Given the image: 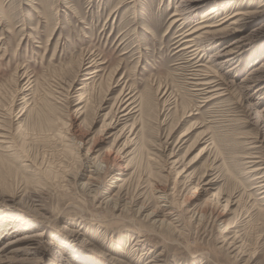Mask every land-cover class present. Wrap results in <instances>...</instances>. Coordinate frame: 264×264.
Segmentation results:
<instances>
[{
    "label": "rangeland",
    "instance_id": "374dc122",
    "mask_svg": "<svg viewBox=\"0 0 264 264\" xmlns=\"http://www.w3.org/2000/svg\"><path fill=\"white\" fill-rule=\"evenodd\" d=\"M263 1L219 0L209 21ZM179 2L0 0V264H264L263 178L248 162L264 158L248 122L264 88L242 85L264 31L247 38L256 54L213 68L226 90L206 101L190 72L210 52L192 62L177 42L202 13L171 23L187 16ZM122 86L143 100L124 122Z\"/></svg>",
    "mask_w": 264,
    "mask_h": 264
},
{
    "label": "bare ground",
    "instance_id": "6f19581e",
    "mask_svg": "<svg viewBox=\"0 0 264 264\" xmlns=\"http://www.w3.org/2000/svg\"><path fill=\"white\" fill-rule=\"evenodd\" d=\"M217 1H219V0H180L179 3L183 4V6H185V9H188V11L186 12L187 16L183 15L181 10H179L180 12H178V10L176 9L177 12H175L173 15H177L180 18H177V19L173 18V21H171V23H174V22H177L178 20H181V24H182L188 18L194 17L196 15V13L200 12V10H201L202 19L195 22L194 26H191L190 28L188 27V29L184 30V32L179 33V35L177 36L178 37L177 42L179 41V43H180V44H178L179 46L181 44H183V46L180 48V50L183 52V54H185V53L187 54L188 52H191V54H193V58L189 57L191 59V61L197 57V55H198L197 53L199 52V50H200V52H204V51L210 52V55H209L210 65H203V64L202 65L201 64L194 65L195 67L192 68L191 72H190L191 79L198 80V82L196 84L200 85L202 87L200 89V91L207 90L205 92H208L210 94L208 96V99H206V101L211 100L212 98H217L219 96H222L224 91L226 90V89L224 90V88L221 86V83L219 81V79H221V78L220 77L218 78L215 75V73H212V72H214L213 68L222 67L224 64H228V63H233V62L237 63V62L241 61L239 59L244 57V54H245V56H247V55L251 56L253 54H256L258 51L255 52L252 50L250 52V50L252 48L248 45L249 41L247 42V38L264 31V21H263L260 23V25H259L260 27L251 29L246 34L238 35V36L232 38L227 43H224L223 45H220L217 48L216 44H218L220 41L224 40L225 37L230 32L236 31V30H241L247 24H250L251 22H253L254 19L257 18L258 15L264 13V8H262L261 10H255V11H244V10L243 11H233V12H230V14L226 13L224 17L220 18L217 21L210 22L209 21L210 18H214V15L217 13L216 7L219 4ZM210 5H212V6L207 7ZM263 5H264V1H263L262 6ZM185 11L186 10H184V12ZM242 41H244L246 43L244 45H242L243 44V43L241 44ZM192 62H191V64H192ZM83 63L84 62H81V65H80L81 67L84 66ZM99 64H100V62L97 60H94V59L89 60L87 62L85 69L87 70L86 74H88V76L85 77V80L90 79V81H92V80L94 81L95 78L98 77L97 72L101 71V69H102V68L99 69V66H100ZM191 66H193V65H191ZM254 67L255 68H252V72L250 71L251 72V73H249L250 75L242 80V82H243L242 85H244L243 87L246 90H248L247 88H251V89L256 88L257 91H255V92L257 93V92L261 91V89L264 88V62L260 61V63H258V65L254 66ZM123 89H124V86L121 87V90H120V92L117 96V100H116V103H120V104L123 102L126 103V105L123 108V110H126V112H124L121 115L122 119L118 118V120L121 119V122L126 121L129 118V116L131 115V112H135V113L139 114L141 112L142 102H143V100L141 101V99L137 98L138 95H136V93L126 97L128 94L131 93V92L130 93L127 92V95L123 96L124 95ZM83 94L84 93L82 92V94L78 97V99H79L78 102L83 101V98H82ZM84 101H86V100H84ZM86 103H87V101L84 102V104L82 106H84ZM116 103H115V105H116ZM248 107L251 108L250 105H248L247 108ZM254 113H255L254 114L255 116L250 117V119L248 118V122H250V124L255 126V128L258 130L257 133L259 132L258 133L259 136H258L256 142H253L254 144H252V143L251 144H252L253 148H259L264 143V107L262 108V112H260V111L256 112L255 111ZM63 123H62V125H63ZM133 124H134V120H133V123L130 125L131 128H130L129 132L132 131V125ZM55 135L59 138L64 136L61 132H58V134L56 133ZM4 137H5V134L0 133V139H4ZM254 139H256V138H254ZM2 142H4V140ZM142 147H144V144L141 145V148ZM249 158H252L251 161H248L249 164H251V169H249L250 170L249 172H253V171L258 170V172L261 173V175L259 177H261V179L262 178L263 179L260 180L261 185H259L260 186L259 188L262 189V194H264V166H262V165H264V158L260 159V160H259V158H260L259 156H253V157H249ZM253 158H256V159L258 158V160L253 159ZM258 164H259V166H258ZM255 167H257V168H255ZM120 174L124 175V172H121ZM256 178L257 177H255V179ZM256 182H259V180ZM210 183H211V181H208L205 184L208 185ZM255 187L257 189V186H255ZM228 201L229 200H225L224 206L228 205V203H229ZM8 227H10V226H8Z\"/></svg>",
    "mask_w": 264,
    "mask_h": 264
}]
</instances>
